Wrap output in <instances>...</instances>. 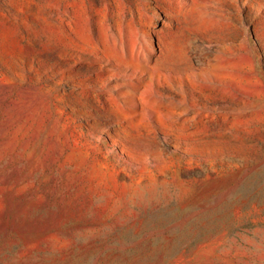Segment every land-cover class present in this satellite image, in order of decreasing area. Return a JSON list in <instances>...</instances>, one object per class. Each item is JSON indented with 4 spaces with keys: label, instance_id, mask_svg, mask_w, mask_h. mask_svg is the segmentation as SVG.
I'll return each mask as SVG.
<instances>
[{
    "label": "rangeland",
    "instance_id": "1",
    "mask_svg": "<svg viewBox=\"0 0 264 264\" xmlns=\"http://www.w3.org/2000/svg\"><path fill=\"white\" fill-rule=\"evenodd\" d=\"M0 264H264V0H0Z\"/></svg>",
    "mask_w": 264,
    "mask_h": 264
}]
</instances>
